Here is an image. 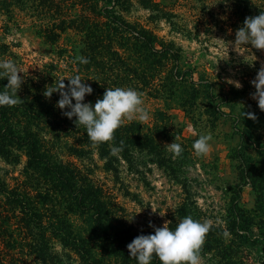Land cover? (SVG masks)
Wrapping results in <instances>:
<instances>
[{
	"label": "rangeland",
	"instance_id": "obj_1",
	"mask_svg": "<svg viewBox=\"0 0 264 264\" xmlns=\"http://www.w3.org/2000/svg\"><path fill=\"white\" fill-rule=\"evenodd\" d=\"M76 1L50 0L47 14L56 8L63 14L81 12ZM159 1L160 11L135 1L122 12L128 22L156 36L159 55L164 46L176 53L175 57L154 62L143 78L126 72L121 64L114 71V75L127 79L123 86L134 87L142 94L149 110L146 121L123 120L133 139L126 157L115 154L118 161L110 168L106 165L108 158L94 145L83 155L69 151V145L82 144L75 138L79 135L61 139L54 151L69 165L67 174L74 185L69 191H59L41 176L39 187L23 183L21 171L26 157L17 164L0 157V173L12 187L18 185L17 191L27 194L33 208L23 209L20 202H12L0 192V264H93L76 247L64 244L61 233L50 226L51 220H61L72 235L93 237L87 218L96 210L79 203L80 188L100 197L111 212L114 228L132 227L133 231L151 233L154 228L150 222L157 227L167 222L174 228L182 217L191 215L210 220L213 225L202 246V264H264V244L255 239L257 228L253 226L251 239L243 241L233 231L229 218L232 200L249 209L255 205L256 193L247 177V165L255 164L264 171V110L251 96L256 91L251 81L264 66V49L250 43L235 48V33L242 23L229 0ZM254 1L258 15L264 11V0ZM39 3L13 5L11 17L0 9V36L16 44L13 49L22 58V71L38 72L44 63L54 61L68 74L73 62L69 54L80 47L74 43H80L81 35L69 30L55 44L47 42L37 33L49 19ZM59 47L69 52L59 55ZM123 54L127 57L130 52ZM129 58L135 60L136 55ZM230 81H239L242 86ZM248 112L255 113L256 119L244 114ZM204 132L213 137L210 151L197 157L193 142ZM172 141L183 147L178 157L167 149L166 143ZM33 177L37 174L31 180ZM39 192L51 199L44 201ZM225 230L230 237L223 236ZM88 248L98 264H137L115 252L113 243L105 238H92Z\"/></svg>",
	"mask_w": 264,
	"mask_h": 264
},
{
	"label": "trees",
	"instance_id": "obj_2",
	"mask_svg": "<svg viewBox=\"0 0 264 264\" xmlns=\"http://www.w3.org/2000/svg\"><path fill=\"white\" fill-rule=\"evenodd\" d=\"M36 1L0 0V9L11 17L13 5L21 7ZM49 1L39 0V5L42 4L45 7L42 12L46 13L45 15L49 19L39 26L37 33L47 42L55 44L61 38L62 33L77 30L82 41L74 44H78L81 48L76 46L72 49L73 53L69 54V58L73 62L69 65L68 74L63 72L54 61L44 63L38 72L28 73L21 69L22 58L13 49L16 44L7 42L0 36V59L14 60L22 71L19 74L24 77L21 88L17 92L22 102L12 106H0V157L10 164L20 163L23 156L26 157L21 171L25 176L23 183L30 182L39 187L41 176L48 179L52 185H56L59 191H69L74 186L67 174L69 165L60 161L57 152L54 151L56 144L60 143L61 139L79 135L78 138H75L82 144L80 146L69 145V151L76 155H83L90 151L91 145H94L98 148L100 155L108 158L106 165L110 168H114V162L118 161V157L111 152L112 146H120V142L123 141V150L120 154L126 157L133 139L125 130L127 125H121L115 130L111 141L92 142L88 138L84 126L76 125L75 117L69 119L56 106L59 92L54 91L51 97H47L44 95L45 90L55 87L57 81L63 78L66 85L68 83L66 77L72 74H84L83 76L87 77L84 82L93 88L91 94L85 95V102L90 101L94 104L98 97H102L107 87L125 84L126 78L119 77L118 73L114 75L118 65L125 66L122 69L126 72H134L143 78L146 77L145 72L151 69L154 62L175 57L176 53L170 47L164 46L159 55L157 53L159 50L155 46L156 36L147 28L128 22L122 15V12L129 10L135 1L152 11H160L159 0H77L75 4L76 7L81 8V12L72 10L68 14H63V10L57 11L56 8L53 13L48 15V10L51 9ZM229 1L242 24L247 16L256 15L254 0ZM127 50L130 54L126 57V54L123 53H126ZM67 51L69 52L65 47H59L56 50L59 55ZM131 54L136 55L135 60H130ZM76 55L88 57L89 62L87 64L75 62ZM6 84L7 77L0 79V90H3ZM73 102H75L74 99ZM66 145L68 144L66 143ZM241 148V151H244L245 144H242ZM261 161L264 162V154ZM259 169L261 168L255 164L246 167L247 177L256 193L254 207L249 209L240 205L238 201L232 200L229 218L233 225V231L241 240L251 239L249 231L255 226L258 232L255 239L264 244V171H259ZM35 174L37 177H33L31 180ZM17 186L12 187L0 173V192L7 194L12 202H20L23 209L31 208L32 211L33 208L27 201L30 198L26 197L25 192L17 191ZM79 191L80 195H77V198H79V203L85 206L83 208L96 210L87 218L89 232L93 237L80 234L72 235L63 221L51 220L50 226L61 233L60 236L64 244L73 245L83 257L93 264H98L88 245L92 238H105L106 241L113 243V250L124 256L125 260H135L129 256L127 245L137 235L148 233L144 230L133 231L132 227L114 228L111 223V212L100 197L89 189L80 188ZM41 194L39 192V196ZM41 196L44 201L50 198L47 193ZM39 223L46 226L42 221ZM151 264H162V262L154 256Z\"/></svg>",
	"mask_w": 264,
	"mask_h": 264
},
{
	"label": "clouds",
	"instance_id": "obj_3",
	"mask_svg": "<svg viewBox=\"0 0 264 264\" xmlns=\"http://www.w3.org/2000/svg\"><path fill=\"white\" fill-rule=\"evenodd\" d=\"M225 3L228 0H224ZM251 44L257 49H264V11L254 16H247L241 27L236 30L234 46ZM75 62L87 64L89 58L84 55H76ZM21 69L14 60L0 59V79L7 77V84L0 90V106L16 105L21 103L17 95L21 88L24 77ZM57 81L53 88L45 90L44 95L51 97L54 91L59 92L56 106L62 110V114L69 119L75 117L76 125H83L88 138L94 143L111 141L114 132L118 129L125 118L128 120L149 119V110L144 106L142 94L131 86L107 87L93 104L85 102V95L91 94L93 88L84 82L78 73ZM236 87H241L239 81H230ZM256 91L251 93L253 99L258 102V107L264 110V66H262L251 81ZM73 99L75 102H73ZM67 109V110H65ZM247 117L255 120L253 112L244 113ZM213 137L210 132L199 134L193 142V149L197 157L204 156L210 151V142ZM167 149L174 155L180 156L183 147L180 143L172 141L166 143ZM123 150V141L120 146H112V154ZM162 214V213H161ZM154 228L153 233L137 235L127 248L129 256L135 258L137 264H151L154 256L162 264H202L201 250L207 233L212 228L210 220L195 219L191 215L182 217L174 228H170L165 222L163 226ZM224 237H230V232L225 230Z\"/></svg>",
	"mask_w": 264,
	"mask_h": 264
}]
</instances>
